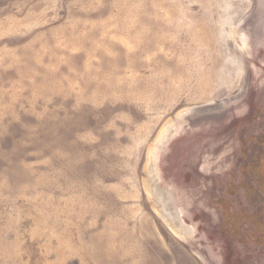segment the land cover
Returning a JSON list of instances; mask_svg holds the SVG:
<instances>
[{
	"label": "rangeland",
	"instance_id": "374dc122",
	"mask_svg": "<svg viewBox=\"0 0 264 264\" xmlns=\"http://www.w3.org/2000/svg\"><path fill=\"white\" fill-rule=\"evenodd\" d=\"M0 264H264V0H0Z\"/></svg>",
	"mask_w": 264,
	"mask_h": 264
}]
</instances>
